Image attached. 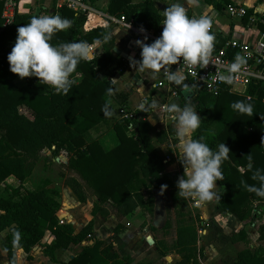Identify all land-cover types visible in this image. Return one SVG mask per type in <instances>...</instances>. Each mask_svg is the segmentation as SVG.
I'll list each match as a JSON object with an SVG mask.
<instances>
[{
  "label": "trees",
  "instance_id": "16d2710c",
  "mask_svg": "<svg viewBox=\"0 0 264 264\" xmlns=\"http://www.w3.org/2000/svg\"><path fill=\"white\" fill-rule=\"evenodd\" d=\"M86 1L94 3L96 0ZM204 1L219 11L232 4L231 0ZM3 6L4 0H0V232L9 230L3 246L7 260L9 264H18L17 250L29 252L49 231L53 238L42 245V250L53 262L130 264L128 258L126 262L113 251L112 244L104 245L101 238L92 236V221L79 231L71 223L61 222L57 215L60 192L47 181L41 187L23 191L21 184L12 185L7 179L13 176L23 182L28 178L44 149H49L53 156L66 152L68 159L64 164L73 174L65 178V184L81 203L91 194L95 196L94 215L107 218L114 214L121 220L145 206L144 187L156 191L161 190V185H167L166 189L177 188L176 181L183 174V166L180 163L177 172H168L165 155L159 148L175 135V128L169 125L156 131L154 143L149 136L152 127L144 116L136 118L137 127L132 136L127 133V121L116 120L112 125L119 143L105 149L98 138L90 135L91 130L111 121L112 115L105 116L102 106L108 104L113 113L111 98L115 96L120 107L128 108L133 92L128 86L118 90L110 78L113 71L126 65V60L114 52V38L102 39L113 33L114 25L86 31L87 13H76L66 5L57 8L53 3L50 13L68 18L72 23L68 29L54 33L51 44L73 40L87 41L89 45L99 40L102 44L101 53L90 60L79 61L70 74L73 83L65 95L56 93L48 84H40L37 77H26L23 85L17 84V74L9 70L7 55L15 43L17 27L27 23L36 9L18 12L13 23L3 27ZM106 11L115 16L123 15L126 21H133L148 32H157L163 19L155 0H109ZM252 12L253 9H248L243 20L248 21ZM109 87L113 89L111 96L106 91ZM238 100L251 104L252 114L233 110L231 104ZM186 102L192 103L201 117L192 137H203L212 149L225 142L230 150L219 166L223 178L216 182L221 194L215 201L216 211L223 215L234 214L242 222L260 220L264 216V197L248 191L244 185L259 186L258 181L251 179L247 154L252 156L253 169L264 171V144H261L264 83L253 82L244 94L225 87L219 95L213 96L196 89L188 99L182 97L181 107ZM149 228L162 255L177 252L181 258L175 264H200L203 252L198 246L199 231L195 221L179 223L175 237L170 240L166 238L172 229L169 218L162 226L153 224ZM120 230L118 223L114 231ZM160 232L162 237L158 235ZM248 239L244 228L231 235L234 243H247ZM257 240V245L241 249L233 264H264V223L259 225ZM73 247V256L60 261L58 251ZM223 264L229 263L224 261Z\"/></svg>",
  "mask_w": 264,
  "mask_h": 264
},
{
  "label": "clouds",
  "instance_id": "9594fccd",
  "mask_svg": "<svg viewBox=\"0 0 264 264\" xmlns=\"http://www.w3.org/2000/svg\"><path fill=\"white\" fill-rule=\"evenodd\" d=\"M196 3L198 0H169L166 3L168 6L162 11L163 19L160 24L163 27L160 36L151 43H145L147 36L143 40L137 39L135 43L141 49V58H130L132 67L135 66L140 71L152 70L154 76L159 74L160 69H164L163 77L168 82L180 86L186 93L191 92L196 85L185 83L181 65H199L202 68L208 65L214 41V35L209 30V19L205 16H189L187 13L186 5ZM71 23L70 19L59 14H38L18 26L15 43L7 55L9 70L20 78L37 77L40 84H48L56 93L66 95L73 83L70 74L79 61L92 59L91 46L87 41L73 40L55 45L50 43L54 33L68 29ZM130 27L131 25L127 29ZM140 31L145 30L141 27ZM112 35L106 34L102 39L109 41ZM174 64L179 66L172 70L171 66ZM244 64V57L236 54L227 66L228 75H222L220 79L232 83V74L238 72ZM106 91L109 96L113 94L111 87ZM138 107L140 111L153 110L152 113L161 120L162 110L155 99L150 103L142 102ZM231 107L242 114H252L251 104L243 101H235ZM101 111L105 116L112 115L108 104L102 106ZM167 111L174 113L175 120V147L178 152L172 151L183 166V174L176 181L178 197L192 198L201 203L212 201L214 198L220 199L221 194L214 189L218 187L216 182L223 178L219 166L230 151L226 143H220L212 149L204 142L203 137H192V133L200 125L201 118L192 103L186 102L182 107L171 103ZM261 144H264V137ZM160 146L171 150L168 145ZM247 159V168L252 172L251 179L258 181L259 186H244L248 191L264 197V171L260 168L253 169L250 154H247ZM166 188L167 185H161V193Z\"/></svg>",
  "mask_w": 264,
  "mask_h": 264
},
{
  "label": "crops",
  "instance_id": "0c3cea01",
  "mask_svg": "<svg viewBox=\"0 0 264 264\" xmlns=\"http://www.w3.org/2000/svg\"><path fill=\"white\" fill-rule=\"evenodd\" d=\"M32 1L33 0L23 1L22 7H24L25 5L30 6L32 4ZM54 1L55 2L52 1L51 6H49L47 2L45 3V8L48 9L49 12L53 11L52 9L53 3H55V7H56V0ZM108 1L109 0H96L94 3L89 2V4L97 9L106 11ZM135 1H139V0H135ZM155 1L161 13L168 6L166 3L169 2V0H155ZM231 2L232 4L245 5L248 9L250 8L253 9V12L251 14L255 13L256 15L264 16V0H231ZM225 8L219 11L216 8H214L212 5L210 4L208 5L207 3H205V1L204 3H202V7L199 8V10L196 9L195 4L186 5V9L189 14L195 15V16H205L209 19L210 24L212 26L211 33L214 35L213 47L222 46L228 39L255 40L259 37V33L262 30L260 25L262 24L259 23L256 25L250 22V20L244 21L243 19H240V18L231 17L228 14V12H226ZM224 16H227L230 20L226 21V23L225 22L221 23V20L223 21L225 20ZM116 17H120V16H116ZM109 24L114 25V31L111 37L114 38L115 47L118 49V52H115V51L114 52L116 54H119L123 59L126 60V65L124 66V68L123 67L119 68L117 71L119 72H124L125 70L128 71L127 78L123 79L122 81L123 86L124 87L128 86L132 89L134 88L130 96L135 93H139L141 95L142 99H140L139 104H141L142 102L150 103L152 100H154L153 96L158 94L159 100H160L158 107L160 109H161L162 104H166L167 107L171 103H176L178 106H181L182 97L185 99H188V97H190L195 92L192 89L191 92L186 93L185 91H182L180 89V86H176L175 84L168 82L163 77L162 69L159 70V75L156 78H152L151 80H149L148 74L152 73V70L145 69L143 71H140L139 69L135 68V66L132 67L130 64V58H134L136 60H139L141 58L140 57L141 49L136 45L135 41L137 39L143 40L144 37L147 36L145 34L147 31H144L145 33L141 32L140 28H138L134 24L133 21H127L126 24H122V23H109ZM129 25H131V27L127 29ZM116 33L117 35H115ZM153 41H154L153 39L148 38L145 41V43H151ZM101 47H102L101 43L93 44V51L91 52L92 53L94 52V54L96 55L97 54L95 52L96 49L101 48ZM148 80H149V87L146 88L145 83ZM159 81H163L162 86H156V84ZM25 82H26V79L22 83L17 82V84L23 85ZM185 83L191 85V83L188 80H186ZM134 84H142V85L133 87ZM159 88H162V90L157 91L156 89H159ZM173 90H176L178 92V96L172 95ZM151 97H152V100L151 101L150 99L148 100V98H151ZM139 104L134 107H130L128 105V109L133 110L137 114V117L139 118L144 116L146 120L150 123L153 129L158 131L162 129V127H158V126H163V128H166L169 125L175 128L174 125H171L172 122L174 121V118H169L166 111L161 109L162 110L161 117H160L162 120L161 121L159 117L156 116L155 113H152L153 110L151 109H148L147 112L139 111L140 113L138 114L137 110H140L138 107ZM118 106H119V114L115 113L116 114L115 115L113 113L115 117L111 118L112 121H110L109 124H114L116 120H122V116L120 114L121 107L119 104ZM153 121H155V123H153ZM111 130L114 131L117 137L114 127H112ZM94 138H98L100 143L102 144L100 137H94ZM173 138L175 139L173 140ZM118 143H119V139L117 137V143L114 146H116ZM163 145H168L171 147V150H170L164 146H160L161 150L165 154L167 153L170 154V155L167 154V157L165 158L167 160L166 164L170 162L169 166L166 167V170L170 173H175L180 168V162L176 154L173 152V151L178 152V150L175 147L176 145L175 135L170 136L169 142ZM103 147L105 149L112 148V147L106 148L104 145ZM65 157L67 158V155ZM172 158L175 159V162H171L174 160V159L172 160ZM177 167L178 169H176ZM10 179L17 180L15 177L11 176L7 179V181ZM8 182L14 185L12 182L10 181ZM217 186L218 187L216 188V190H220L218 184ZM68 188L70 187L68 186ZM69 190L70 192L74 193L71 189ZM73 196L75 197L76 195H73ZM214 199H215L214 202L210 203L211 209L214 208L212 209V212L214 215L213 221L208 220L205 213L201 210L200 217L202 218V220L200 222H201V225L204 226L203 232H205V234L202 237V239H200V236H199L198 246L202 249V252H203V255L199 259V261H200V264H223L224 261L229 264H233L237 258L238 252L247 246L244 245L246 244L245 242H241V241L235 242V243L232 242L231 235L238 232L241 228H244L248 233L247 229L249 227V229H252L254 232L257 233V237H256V240H257L258 228L260 225V224L258 225L257 223L259 222V220H256L255 222H250V221L241 222L237 218V216L234 214H226V215L220 214L215 209V201L217 199L216 198ZM93 203H94V199H92V201H89L88 206H84L87 208H82V211L79 208V212H80L79 214L82 218V223L79 227V230L84 225H86L88 222L92 221L93 222L92 236L95 238H101L104 241V245L112 244L113 251L117 252L120 257L129 258L130 264H137V263L175 264L178 260H180L181 256L177 252H171L166 255H162L157 249L152 232H151L152 234L149 233L151 235L146 237L142 234L141 230H138L137 232L133 230V227H134L133 224L135 223V222L133 223V219L136 218L135 212L138 210L139 207L130 215L119 220L114 214H111L107 218H104L101 214L94 215L92 213ZM159 206H160V203H159ZM226 216H229V217H226ZM67 222L71 223L74 229L77 227L76 225L79 224V223L75 224L74 220L73 221L69 220ZM239 222L243 223L240 229H239L240 227ZM118 223H121L122 227L119 232H115L114 229ZM157 226H162V225H157ZM248 237H249V233H248ZM147 238H151V239L149 240ZM50 241L46 243H49ZM41 244H42V241H41ZM43 244L45 243L43 242ZM257 244H258V240L255 245ZM42 245H41L40 254L44 256L45 254L42 250V247H43ZM255 245L253 244L251 246H255ZM60 251H58V254ZM63 251L70 252V250H63ZM72 256H73V252L68 257V259L59 258V260L62 262H65L69 260ZM42 258H43L42 260H44L45 263H47V261H45V258H48V260H50L49 261L50 263L59 264V263L53 262L47 255H45V257H42ZM17 263H18V260H17ZM26 264H30V262Z\"/></svg>",
  "mask_w": 264,
  "mask_h": 264
},
{
  "label": "rangeland",
  "instance_id": "374dc122",
  "mask_svg": "<svg viewBox=\"0 0 264 264\" xmlns=\"http://www.w3.org/2000/svg\"><path fill=\"white\" fill-rule=\"evenodd\" d=\"M52 1L55 2L54 0H33L30 6L25 5L24 7L26 8L21 6V12H24V11L29 12V11H33L34 9L39 8L40 9L39 14H51L49 10L45 8V3L47 2L49 6H51ZM202 3H204L203 0H198V3L195 4V7L197 10H199V8L202 7ZM225 10L227 12V7L225 8ZM224 17H225V20L224 21L221 20V23L223 22L226 23V21L230 20L227 16H224ZM95 52L97 54L101 53L102 47L97 48ZM127 74H128L127 70H125L124 72H119L115 70L110 76V78L113 81L115 80L116 87L118 90H121L124 88L122 81L123 79L127 78ZM158 75L159 74L154 76L152 73H150L148 74V78L149 80H151L152 78H156ZM78 76H80V74H78ZM25 79L26 77L20 78L19 76H17L16 82L22 83L25 81ZM149 80L146 81L145 83L146 88L149 87ZM140 85L142 84H134L133 87L140 86ZM156 90L159 91V90H162V88H159ZM153 97L158 102V105H159V102H160L159 95L156 94ZM140 99H142L141 95L139 93H135L130 96L128 105L130 107L137 106L140 103ZM149 99L151 101L152 97L148 98V100ZM111 102L113 104V113L119 114V106H118V102L115 96H112ZM139 111L140 110H137L138 114L140 113ZM113 113H112L111 118L115 117ZM109 123L101 125L90 131L91 137L92 138L100 137L102 144L106 148H110L117 143V137L114 131L111 130V128L114 126ZM171 125H175V120L172 122ZM158 127L163 128V126H158ZM155 133H156V130L153 128L150 130V133H149L150 139L154 143H155ZM174 139L175 138H173V140ZM167 154L164 153L165 158L167 157ZM66 155H67L66 152H62L58 156H53L49 149H44L32 174L28 178H26L23 182H20L14 179H10L8 181L12 182L14 185L21 184L23 191L25 189H35L37 187H41L44 183H47V182L50 184L49 185L50 187L57 188L60 192L59 194L60 209L58 210L57 215L62 222L74 220L75 224L79 223L76 225L77 227L75 228V230L77 231L79 230V227L82 223V218L79 214L80 213L79 208L81 211H82V208H87L84 206H88L89 201H92V199H95V196L91 194L89 196V199L86 202L81 203L77 200L76 196L75 197L73 196L75 194L70 192L69 190L70 188H68V186L65 184V178L69 175H72L73 172L64 164L67 161L66 160L67 158L65 157ZM173 159L174 158H172V160ZM171 162H175V159ZM169 163L167 164V166H169ZM176 169H178V167ZM214 191H217L218 193H220V190L214 189ZM177 192H178L177 188L176 189H165L161 193V190L156 191L151 188L144 187L143 193L145 196L146 204L145 206L139 207L138 210L135 212L136 218L133 219V223L135 222L133 224L134 226L133 230L137 232L138 230L142 229L141 230L142 234L148 237L149 235L152 234L149 228L150 225H153V224L163 225L165 220L169 218L172 224V229L170 230L171 233L166 235V237L170 240L174 237L175 228L179 223L195 221L198 227V230H199L200 239H202L205 232H203L204 226L201 225V222H200L202 220V218L200 217L201 210L205 213L208 220L213 221L214 215H213L212 209L214 208L211 209L210 203L214 202L215 199L209 202L201 203L198 200H195L192 198L178 197ZM159 203H160V206H159ZM150 209L153 211V213L151 212ZM226 217H229V216H226ZM144 222H145V227L142 228V224ZM241 222H239V226H240L239 229L243 225V223ZM259 222H260L259 224L264 223V216L259 220ZM120 226L122 227L121 223H120ZM247 230L249 233V239H248V242L244 245L245 246H251L253 244L255 245L257 243V240H256L257 233L254 232L252 229H249V227ZM8 231L9 230L6 229L2 233H0V264H9L6 253L3 249ZM158 235L159 237L163 236L162 232L158 233ZM52 238L53 237L50 235L49 231H46V234L42 239V244L43 242L46 243L50 241ZM147 239L150 240L151 238H147ZM42 244L40 243V245L39 244L35 245L29 252H25L23 249L17 250L16 253H17L18 263L26 264L30 262V264H52L49 262L50 260H48V258H45V261H47V263H45L44 260H42L43 259L42 257H45V255L43 256L42 254H40ZM74 247L70 250V252L61 250L58 254L59 258L68 259V257L73 252ZM122 258L124 259V261L129 262V260H127V257H122ZM137 264H141V263H137Z\"/></svg>",
  "mask_w": 264,
  "mask_h": 264
},
{
  "label": "built area",
  "instance_id": "2783aa9c",
  "mask_svg": "<svg viewBox=\"0 0 264 264\" xmlns=\"http://www.w3.org/2000/svg\"><path fill=\"white\" fill-rule=\"evenodd\" d=\"M25 0H4V6L2 10L3 27L9 26L13 23L15 16L18 12H21L22 2ZM66 5L76 13H87V18L84 23V29L89 31L98 26H106L109 23H122L126 24V19L122 15L116 17L109 14L107 11L97 9L89 4L86 0H56V7ZM227 12L231 17L243 19L247 13L248 8L245 5L230 4L227 6ZM188 13V12H187ZM189 16H195L188 13ZM250 22L254 24H262L264 27V16L250 14ZM163 25L157 32H144L148 38L155 40L160 36ZM210 32L212 26L210 24ZM146 31V30H145ZM91 51H93V45ZM211 50L208 60V65L203 66H184L181 65V70L191 85L195 84L196 87L193 91L200 89L213 96H217L226 87L230 91L244 94L248 87L253 82L264 83V28L260 31L259 37L255 40H241V39H228L222 46L215 47ZM236 54H240L245 59V64L241 69L233 73L232 83H227L220 79L222 75H228L226 69L228 64L233 60ZM93 52V57H94ZM179 65L174 64L171 66L172 70H175ZM164 69H162L163 73ZM163 81H159L156 86H162ZM173 96H178L176 90L172 91ZM250 99V96H248ZM167 105L162 104L161 109L166 111L169 118H174V113L167 111ZM120 114L123 120L127 121V133L128 135H134L137 127L136 118L137 114L128 108H120ZM167 160L165 159V162ZM62 222V221H61ZM260 222L257 224L259 225Z\"/></svg>",
  "mask_w": 264,
  "mask_h": 264
},
{
  "label": "water",
  "instance_id": "95a60500",
  "mask_svg": "<svg viewBox=\"0 0 264 264\" xmlns=\"http://www.w3.org/2000/svg\"><path fill=\"white\" fill-rule=\"evenodd\" d=\"M40 13V9L39 8H37L36 9V12H35V15H38ZM114 51L115 52H118V49L116 48V47H114ZM92 58H93V53H92ZM189 98V97H188Z\"/></svg>",
  "mask_w": 264,
  "mask_h": 264
}]
</instances>
